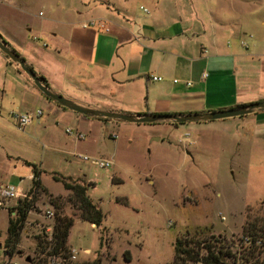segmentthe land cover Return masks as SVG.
I'll return each instance as SVG.
<instances>
[{
	"label": "rangeland",
	"instance_id": "rangeland-1",
	"mask_svg": "<svg viewBox=\"0 0 264 264\" xmlns=\"http://www.w3.org/2000/svg\"><path fill=\"white\" fill-rule=\"evenodd\" d=\"M46 1L52 9L81 8L78 0ZM156 1L130 0L133 18L142 19L141 8L151 11ZM30 3L33 16L46 12L37 0ZM160 8L163 13L175 11L182 19L193 13L205 22L216 17L228 28L234 26L239 43L246 44V48L239 44L245 60L236 65L243 75L240 87L247 97L264 95V0H159ZM3 59L0 70L35 89L14 62L7 56ZM7 89L12 93L4 96L0 86V187L13 186L15 197L0 209V264L35 261V237H43L39 224L53 225L55 215L73 220L67 245L78 253L74 264L96 258L100 264H170L176 238L199 243L203 256L204 243L223 245L228 237L251 229L264 237V131L258 127L264 126V118H256L264 115V109L243 116L256 118L252 130L232 122L237 117L176 126L118 120V126L78 122L74 112L65 116L56 102L44 98L29 97L19 104L14 98L17 89ZM36 111L41 113L38 117L22 129L17 127L13 114ZM77 133L83 139L77 140ZM84 156L88 160L81 159ZM95 159L108 160L110 166L98 168L91 163ZM25 162L42 170V189L35 192V208L20 233L16 246L20 252L9 254L4 241L10 209L15 201L32 195V170ZM67 177L93 183L87 194L104 215L102 229L80 220L71 192L60 182ZM45 209L53 212L51 220L42 217ZM84 250L89 253L83 254ZM125 251L129 261L123 258ZM223 256L225 264H235L232 257ZM261 260L262 255L255 264Z\"/></svg>",
	"mask_w": 264,
	"mask_h": 264
},
{
	"label": "crops",
	"instance_id": "crops-1",
	"mask_svg": "<svg viewBox=\"0 0 264 264\" xmlns=\"http://www.w3.org/2000/svg\"><path fill=\"white\" fill-rule=\"evenodd\" d=\"M129 1L78 0L81 8L52 9L46 0H37L46 12L33 16L31 0H0V40L44 77L50 91L87 109L180 116L264 99L260 94L247 97L240 87L243 75L236 65H242L245 55L234 26L228 28L216 17L205 22L193 13L184 19L175 11L163 13L159 0L151 11L143 8L147 12L142 10L144 17L136 21ZM4 56L0 50V65ZM15 67L19 68L16 63ZM152 76L161 80L152 81ZM17 82L0 70L2 95L12 93L7 88L14 87L19 104L29 97L44 98L35 85L33 89ZM56 105L65 116L74 112ZM74 114L78 122L120 126L118 120ZM256 118L239 116L232 122L252 130ZM258 127L264 131V126Z\"/></svg>",
	"mask_w": 264,
	"mask_h": 264
},
{
	"label": "trees",
	"instance_id": "trees-1",
	"mask_svg": "<svg viewBox=\"0 0 264 264\" xmlns=\"http://www.w3.org/2000/svg\"><path fill=\"white\" fill-rule=\"evenodd\" d=\"M1 38V37H0ZM4 42V41H3ZM4 44L9 47V45L4 42ZM14 51L13 49H11ZM15 52V51H14ZM20 59L24 62L26 68L31 70L42 82L44 86L47 87L46 80L41 75L36 74V72L29 66L25 60L20 57ZM38 92L47 100H51L48 97L44 96L39 90ZM244 105H238L237 107H241ZM97 120H109L107 118H96ZM154 124V123H153ZM173 126L176 124L172 123ZM27 165L31 166L32 170V181L29 193H32L31 196L25 195L22 199L17 200L15 205L10 209V214H12L8 218V225L6 229V238L4 241V246L7 248L9 254H13L16 252H20L16 249V246L19 243L20 233L24 228V224L26 222L28 214L34 210V194L38 189H42L41 182L39 180L40 174L42 170L38 169L35 165L25 162ZM61 184L65 190L71 192L70 200L77 206L80 210L79 218L82 221L88 222L90 225H94L97 229H102V221L104 218L103 213L99 206L94 203L87 192L89 188H92L94 185L91 182H78L76 180H70L69 177L62 178ZM70 181L69 182H66ZM52 204L56 206L54 201H50ZM73 224V220L70 217L55 215L52 227V235L50 240H46L44 237L38 235L36 236V253L38 256L34 261H30L29 264H45V258L40 257L41 255H58L61 259L64 260L63 264H74L68 260L69 257V246L67 245V237L69 234V230ZM264 232V230H263ZM102 233V231H101ZM243 233H248L252 236L260 237L264 239V237L256 234L252 229L247 230ZM102 236L100 237V245L102 244ZM216 242V241H215ZM192 243V245H190ZM216 246H210L204 243V248H206V254L200 255L199 246L197 242L187 240L185 238H176L172 247H173V259L170 264H193L195 262L201 261L203 264H225L224 256L227 255V250L225 246L220 245V241L216 242ZM123 258L125 261L130 260V255L127 251L124 252ZM249 257H255V253H249ZM257 259L255 262H257ZM264 263V259L260 261V264ZM84 264H100V260L98 258L93 261L84 263Z\"/></svg>",
	"mask_w": 264,
	"mask_h": 264
},
{
	"label": "built area",
	"instance_id": "built-area-1",
	"mask_svg": "<svg viewBox=\"0 0 264 264\" xmlns=\"http://www.w3.org/2000/svg\"><path fill=\"white\" fill-rule=\"evenodd\" d=\"M142 10L144 12H147L146 9ZM103 27V26H102ZM105 28V27H104ZM107 31V29L105 28ZM240 44L246 48V44L244 41H241ZM206 76L205 74L203 75ZM152 81H160V77L152 76L149 78ZM176 82V81H175ZM187 86L190 85V83H186ZM40 111H36L34 115L28 114V113H21V114H13V119L17 125L18 128L22 129L27 123L30 122V120L34 117H38L40 115ZM66 133L73 134L70 129H66ZM75 137L77 140L83 139V135L80 133L75 134ZM83 160H88L87 157H81ZM91 163L95 165L98 168L106 169L110 166V163L108 160L103 159H95L92 160ZM15 197V188L10 185H4L0 187V209H3V206L7 204V202ZM42 217L45 219H52L53 218V212L49 209H45L42 212ZM221 220H224L223 217H221ZM52 227L53 225H46L42 226L39 224V228L41 233H43V237L46 240L51 239L52 235ZM223 244V243H222ZM225 246V249L223 251L227 250V255L232 257L233 262L235 261V264H255L256 259H252L253 257H249V253H255V257L259 259V256H263L264 259V239L256 236H252L248 233H240L237 236L228 237L225 239V242L223 244ZM83 254H88V250H84L82 252ZM78 253L69 247V257L68 260L70 262H74L77 260ZM43 258H45V264H63L64 260L61 259L58 255H43ZM10 264H17L14 261H11ZM193 264H203L202 262L198 261Z\"/></svg>",
	"mask_w": 264,
	"mask_h": 264
},
{
	"label": "water",
	"instance_id": "water-1",
	"mask_svg": "<svg viewBox=\"0 0 264 264\" xmlns=\"http://www.w3.org/2000/svg\"><path fill=\"white\" fill-rule=\"evenodd\" d=\"M0 50L30 78L32 83L37 87V89L43 93L44 96L48 97L52 101L56 102L60 106L70 109L76 113H79L84 116L96 117V118H107L113 120H121L129 123L136 124H151V123H174L181 124L184 122H201V121H212V120H221L226 118H233L244 116L255 112L259 109H264V100L249 103L247 105L236 107L233 109L220 110L210 113L202 114H190V115H157V114H145V115H128L107 111L92 110L80 107L75 103L63 98L62 96L50 91L48 87L44 86L39 78L26 66L24 62L20 59V56L8 48L3 41L0 40ZM157 140V138H156ZM28 262V258L25 259Z\"/></svg>",
	"mask_w": 264,
	"mask_h": 264
}]
</instances>
